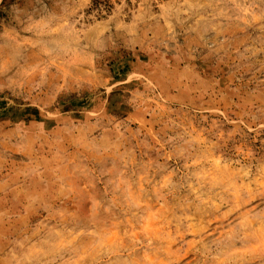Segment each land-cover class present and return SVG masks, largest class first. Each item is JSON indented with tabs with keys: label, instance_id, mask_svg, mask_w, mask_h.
Here are the masks:
<instances>
[{
	"label": "rangeland",
	"instance_id": "374dc122",
	"mask_svg": "<svg viewBox=\"0 0 264 264\" xmlns=\"http://www.w3.org/2000/svg\"><path fill=\"white\" fill-rule=\"evenodd\" d=\"M0 264H264V0H0Z\"/></svg>",
	"mask_w": 264,
	"mask_h": 264
}]
</instances>
